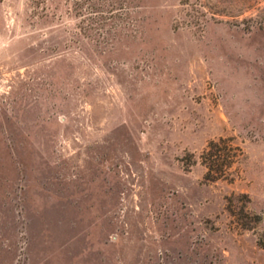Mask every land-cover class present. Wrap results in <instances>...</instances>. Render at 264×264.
<instances>
[{
    "label": "rangeland",
    "instance_id": "1",
    "mask_svg": "<svg viewBox=\"0 0 264 264\" xmlns=\"http://www.w3.org/2000/svg\"><path fill=\"white\" fill-rule=\"evenodd\" d=\"M263 210L264 0H0V264H264Z\"/></svg>",
    "mask_w": 264,
    "mask_h": 264
},
{
    "label": "trees",
    "instance_id": "2",
    "mask_svg": "<svg viewBox=\"0 0 264 264\" xmlns=\"http://www.w3.org/2000/svg\"><path fill=\"white\" fill-rule=\"evenodd\" d=\"M241 155V148L233 142L232 138L211 140L201 156L202 163L207 169L206 179L210 181L226 179L231 166ZM232 215L235 216L236 214L232 211ZM253 217L242 220L244 221L242 225L248 227L250 223H256L264 219V210L261 214H255Z\"/></svg>",
    "mask_w": 264,
    "mask_h": 264
}]
</instances>
